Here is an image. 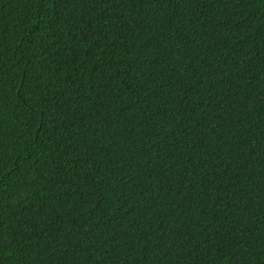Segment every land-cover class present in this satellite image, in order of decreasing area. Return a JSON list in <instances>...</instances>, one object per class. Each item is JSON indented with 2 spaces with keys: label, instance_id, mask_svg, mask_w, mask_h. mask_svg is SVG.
Segmentation results:
<instances>
[{
  "label": "trees",
  "instance_id": "obj_1",
  "mask_svg": "<svg viewBox=\"0 0 264 264\" xmlns=\"http://www.w3.org/2000/svg\"><path fill=\"white\" fill-rule=\"evenodd\" d=\"M0 264H264V0H0Z\"/></svg>",
  "mask_w": 264,
  "mask_h": 264
}]
</instances>
